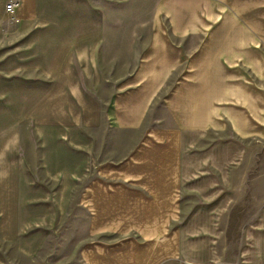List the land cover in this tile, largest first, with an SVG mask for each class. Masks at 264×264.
<instances>
[{"label":"crops","instance_id":"0c3cea01","mask_svg":"<svg viewBox=\"0 0 264 264\" xmlns=\"http://www.w3.org/2000/svg\"><path fill=\"white\" fill-rule=\"evenodd\" d=\"M109 15L94 0H0V264L21 237L25 172L65 154L87 156L93 239H142V264H227L253 164L264 185V0H156L120 82L100 64L121 45ZM258 203L240 226L245 264H264Z\"/></svg>","mask_w":264,"mask_h":264},{"label":"rangeland","instance_id":"374dc122","mask_svg":"<svg viewBox=\"0 0 264 264\" xmlns=\"http://www.w3.org/2000/svg\"><path fill=\"white\" fill-rule=\"evenodd\" d=\"M110 14V28L121 43L120 49L100 53L102 73L114 81H122L138 61L132 40L145 33L156 0H94ZM106 87V86H104ZM101 86L102 97L109 95ZM260 155L261 151L257 150ZM52 162L32 165L24 176L22 190V233L13 245H4L5 264H142V239H93L90 232L91 213L81 202L86 184V155L65 154L49 157ZM262 167V165H259ZM258 165L248 169L251 179L241 181L239 211L233 224L245 223L248 215L259 207L264 185L253 186L252 175ZM79 175L81 179L72 178ZM264 184V183H263ZM229 227L222 240L227 264H245L235 257L241 242L242 227ZM152 247L148 248L150 252ZM153 264H187L178 255Z\"/></svg>","mask_w":264,"mask_h":264},{"label":"built area","instance_id":"2783aa9c","mask_svg":"<svg viewBox=\"0 0 264 264\" xmlns=\"http://www.w3.org/2000/svg\"><path fill=\"white\" fill-rule=\"evenodd\" d=\"M17 4L14 2H9L6 6V10L8 13H13L15 8H16Z\"/></svg>","mask_w":264,"mask_h":264}]
</instances>
